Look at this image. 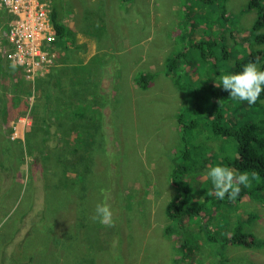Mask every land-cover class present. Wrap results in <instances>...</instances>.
<instances>
[{
  "label": "rangeland",
  "instance_id": "374dc122",
  "mask_svg": "<svg viewBox=\"0 0 264 264\" xmlns=\"http://www.w3.org/2000/svg\"><path fill=\"white\" fill-rule=\"evenodd\" d=\"M61 1L64 21L75 34L74 40L59 44L49 20L50 0H0V264H264L260 180L250 176V187L241 186L235 201L209 195L213 185L207 172L217 164L228 166L237 143L214 138L204 130V121L194 130L188 158L179 162L189 167L190 204L209 196V205L200 216L167 218L166 206L177 194L169 180L171 160L186 148L178 119L182 113V123L205 120L191 108L192 94L165 74L167 59L188 46L186 32L193 31L181 24L191 11L187 0ZM192 2L208 16L218 14L217 24L227 29L217 46L218 67L205 69L201 58L198 70L191 63L192 69L187 67L193 77L201 75L202 85L212 77L217 84L236 56L245 54L249 43L239 36L251 30L257 11L248 8L249 0ZM198 21L205 25L202 14ZM253 45L264 49V44ZM108 58L116 66L105 70ZM79 62L86 67L74 72L84 78L101 68L93 78L97 87L89 86V94L82 95L104 103L101 137L90 148L95 165L89 178L83 156L81 162L72 152L76 140L61 138L62 115L54 102L59 95L68 102L84 91L66 87L67 73L61 71ZM145 69L156 73L142 88L134 77ZM178 73L184 72L178 68ZM49 102L54 123L45 131L41 121L46 117L49 124ZM263 108L264 100L254 116H261ZM94 109L99 111L97 104ZM54 139L59 140L56 148ZM2 145L10 152L2 151ZM105 202L114 227L95 219L96 206ZM241 232L252 233L260 245L228 242L231 234Z\"/></svg>",
  "mask_w": 264,
  "mask_h": 264
},
{
  "label": "trees",
  "instance_id": "16d2710c",
  "mask_svg": "<svg viewBox=\"0 0 264 264\" xmlns=\"http://www.w3.org/2000/svg\"><path fill=\"white\" fill-rule=\"evenodd\" d=\"M52 1L53 0H50L49 20L52 25L55 42L60 44V41L62 40H74L75 31L69 28L64 21L62 1L59 0L57 4L53 6ZM128 1L129 0H123L124 4ZM209 1L213 2V0ZM184 4L190 7L191 11H188L186 15L181 17V24L183 26H192L191 29H193V31L186 32L187 37H185V39L188 40V46L182 48V51L173 54L167 59L165 64V74L166 76H173L182 90L192 94L193 99L191 108L194 109L198 115H201L203 118L205 117V120L193 119L189 123H182V113L178 119L181 132H183L182 139L186 148L183 151V154H175L171 160V173L169 174V180L172 186L175 187V191L177 190V194H175L172 200L168 202L166 206V214L168 220H172V222L179 218H181V220L188 219V216L193 217L195 214L200 216L203 209L209 205V201L207 200L209 196L206 200L204 197L199 204L191 205L192 202L188 199L190 191L187 189L188 182L186 181V174L189 167L184 162H179L181 158H188L190 154L189 144L194 136V130L197 126L201 127V122L203 121L205 122V126L203 125L204 130L208 131L210 135L215 136L214 138L227 137L236 141L237 153L235 156L227 160V167L236 170L238 173L247 171L251 174H257L256 177L260 180L257 184V188L264 191V108L262 109L261 116H254L256 109L260 108L261 102L264 100V92L261 93L259 100L255 104L250 105L247 102L233 100L230 97V93L223 90L222 85L216 87L213 77L210 78L205 85L201 84V75H199V79L193 77L187 67L189 66L192 69L190 63L192 66L196 67V69L198 66L202 67L203 64L200 62V58L205 61V69L209 66L215 68L219 66L216 57L217 46L218 44H223V32L226 33L227 29L225 26H219L217 24L216 21L218 19V14L212 13L208 16L205 11L201 12L200 7L193 3L192 0H187ZM248 8H255L257 11V17L251 30L248 31L247 34L239 36V40H241L242 43L248 42L249 48L247 47L245 49V54L241 55V57L236 56L234 66L224 69V71L231 70L228 73H239L243 70L244 65L252 61H257L259 65L258 67L261 70H264V49L257 48L253 45L264 44V33L261 32L262 28H264V0H249ZM201 14L205 17V25L204 22H202L203 24H199L198 18ZM226 16L227 9L224 7L223 18ZM198 28L205 29V34L199 35L197 33ZM183 31L182 27V32ZM231 37H234V35L231 34ZM226 52L231 51L226 49ZM191 53H194L195 55L193 57L196 58L189 60L188 56ZM81 66L86 67L79 62L73 67L61 68V71L67 73V76L65 75L66 77L63 80L67 83L66 87L75 90L84 88V91L80 92L79 97L70 98L71 100L68 102L63 100L62 96L59 95L54 97V102L58 104V112L62 115L58 117V120L61 121L58 128H61L64 131V135L61 138L71 136L70 138L73 137L76 140L77 147L72 149V152L76 154L75 157L80 155V161L81 156H83L84 176L89 178V173L95 165V161L93 162L92 159V150H90V148L94 145L95 140L101 137L99 132H101L102 123L105 120L102 115L104 103L99 98L89 99L82 97V95L89 94V86H92L93 88L97 87L93 78L100 72L101 68L98 71H93L89 76L84 78L81 73L76 75V72H74L76 71L74 69H78ZM115 66L113 58L105 60V70H107L108 67L112 68ZM68 68L70 69L69 71ZM178 68L183 70V76L178 73ZM204 72L205 71H201L200 73L203 74ZM221 72L222 70L220 69L216 71L218 74H221ZM155 73L156 72L146 69L141 70L135 75L134 80L140 87L147 88ZM223 74H225V72ZM182 80H184L183 83L181 82ZM68 89L61 91L65 94ZM201 89H204V91ZM47 98H52V95H48ZM106 103H108V101H106ZM50 104L51 102H49V124L46 117L41 121L43 130L45 131H50V124L54 123L51 120L53 115H50L52 111ZM96 104L98 105L99 111L94 109V105ZM69 107H72V112L67 113ZM45 111L48 112L47 106L45 107ZM4 118L6 120L8 119L7 111L5 112ZM56 131L59 132L58 129ZM80 134L82 137L79 141L78 136ZM58 141L59 140L57 139L53 140L55 145L54 148L58 147ZM1 147L3 148L2 151L10 152L9 147H4L3 145ZM50 150L51 149H49V151ZM13 155L14 154L9 153L10 158H12ZM214 156L215 153L211 155V157ZM84 176L80 175L81 178ZM181 189L184 191L180 192ZM242 193L243 190L241 189L239 194L241 195ZM207 215L208 214L205 213V217ZM172 228L171 225L168 227L170 231ZM228 242L233 244L237 243L247 247H257L260 245L252 233L246 232L231 234Z\"/></svg>",
  "mask_w": 264,
  "mask_h": 264
},
{
  "label": "clouds",
  "instance_id": "9594fccd",
  "mask_svg": "<svg viewBox=\"0 0 264 264\" xmlns=\"http://www.w3.org/2000/svg\"><path fill=\"white\" fill-rule=\"evenodd\" d=\"M219 83L216 87L222 85L223 90L230 93L233 100L255 104L261 93L264 92V70L258 67L257 61H252L244 65L239 73H225L218 77ZM210 177L213 191L209 195H215L216 198L223 200L226 196L229 200L235 201L241 192V186L250 187L251 179L256 178L257 174L247 171L238 173L236 170L217 164L207 172ZM95 219L99 223L114 227L113 211L106 202L100 203L95 209Z\"/></svg>",
  "mask_w": 264,
  "mask_h": 264
},
{
  "label": "bare ground",
  "instance_id": "6f19581e",
  "mask_svg": "<svg viewBox=\"0 0 264 264\" xmlns=\"http://www.w3.org/2000/svg\"><path fill=\"white\" fill-rule=\"evenodd\" d=\"M50 3V2H49ZM50 7V6H49Z\"/></svg>",
  "mask_w": 264,
  "mask_h": 264
},
{
  "label": "crops",
  "instance_id": "0c3cea01",
  "mask_svg": "<svg viewBox=\"0 0 264 264\" xmlns=\"http://www.w3.org/2000/svg\"><path fill=\"white\" fill-rule=\"evenodd\" d=\"M142 6V5H141Z\"/></svg>",
  "mask_w": 264,
  "mask_h": 264
}]
</instances>
